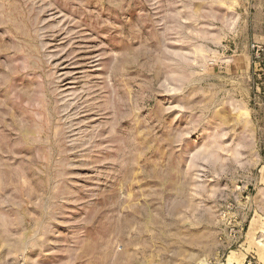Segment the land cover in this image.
Returning <instances> with one entry per match:
<instances>
[{
	"label": "rangeland",
	"instance_id": "1",
	"mask_svg": "<svg viewBox=\"0 0 264 264\" xmlns=\"http://www.w3.org/2000/svg\"><path fill=\"white\" fill-rule=\"evenodd\" d=\"M264 264V0H0V264Z\"/></svg>",
	"mask_w": 264,
	"mask_h": 264
},
{
	"label": "built area",
	"instance_id": "2",
	"mask_svg": "<svg viewBox=\"0 0 264 264\" xmlns=\"http://www.w3.org/2000/svg\"><path fill=\"white\" fill-rule=\"evenodd\" d=\"M249 264H253V262H249Z\"/></svg>",
	"mask_w": 264,
	"mask_h": 264
}]
</instances>
